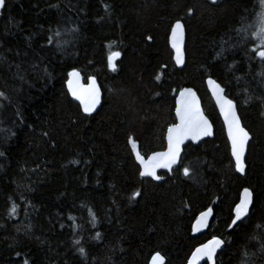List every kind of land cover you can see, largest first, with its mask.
<instances>
[{"label":"trees","instance_id":"16d2710c","mask_svg":"<svg viewBox=\"0 0 264 264\" xmlns=\"http://www.w3.org/2000/svg\"><path fill=\"white\" fill-rule=\"evenodd\" d=\"M260 11L259 0H3L0 264H148L155 254L186 264L213 237L224 242L215 264H264V62L251 51L258 41L236 32ZM177 20L181 71L168 47ZM73 70L97 80L94 115L67 93ZM207 79L235 103L251 137L243 176ZM184 88L197 93L213 137L187 145L158 184L142 180L129 138L143 157L163 151ZM245 188L249 214L229 231ZM208 209V231L194 238Z\"/></svg>","mask_w":264,"mask_h":264},{"label":"snow or ice","instance_id":"6c2138e0","mask_svg":"<svg viewBox=\"0 0 264 264\" xmlns=\"http://www.w3.org/2000/svg\"><path fill=\"white\" fill-rule=\"evenodd\" d=\"M215 2L216 0H211V3L214 4ZM259 4L261 11L256 13L254 23H250L247 26L242 24L240 28L236 29V32L238 34H243V38H247L250 35L252 40L258 41L257 47L253 48L251 51L264 62V0H259ZM2 5L3 0H0V6ZM55 35L57 37V46H59L60 33L57 32ZM182 41L183 26L180 20H177L171 28L170 40L171 46L176 53L175 59L177 64L182 63ZM118 56L119 52H113L108 56L110 68L114 67L112 63L113 58ZM68 75L70 77L68 81L70 93L76 100L80 101L84 112H91L95 105L99 103L100 98L99 89L96 87L95 82L90 80L87 87L79 85L73 87V80L71 78L77 77L78 73L73 71ZM207 83L210 86V90L213 92V96L216 98L220 113L224 119L228 141L231 145V156L235 160L236 171L243 173L244 165L242 158L244 156L245 146L249 140V133L241 126L232 100L226 99L220 94L223 92V89L212 79H209ZM176 118L178 123H174L167 130V151L152 154L148 157L147 163L140 157V154L136 151V144L129 138L132 150L142 166L140 171L141 176H151L153 179H160V177L155 174V169L170 168L171 165L175 164L180 155V145L185 140L190 139L195 142L202 136L212 135L211 125L201 113L199 102L191 89H184L180 92V99L176 101ZM183 171L185 176L189 175V168L187 166L184 167ZM133 195L135 196L136 193ZM251 202V193L245 188L240 194L239 203L235 205L233 210L234 218H232L229 227L237 225L238 221H242L248 216ZM211 211V209H208L206 212H202L199 222L203 223L204 218L210 215ZM221 243L222 241L220 239L213 237L208 243L195 249L188 264H199V261L205 257L209 264H212L214 253ZM79 251L81 254L84 253L83 248L79 249ZM152 264H164V258L160 254H156L152 257Z\"/></svg>","mask_w":264,"mask_h":264},{"label":"water","instance_id":"95a60500","mask_svg":"<svg viewBox=\"0 0 264 264\" xmlns=\"http://www.w3.org/2000/svg\"><path fill=\"white\" fill-rule=\"evenodd\" d=\"M1 10H2V6H0V12H1ZM180 22H181V21H180ZM174 24H175V23H174ZM174 24H173V25H174ZM181 24H182V26H183V41H182V45H181L183 55H182V63H180V64H177L176 59H175L176 53H175V50H174V49L172 48V46H171V42H170V40H171V29H170V31H169V35H168V47H169V49H170V51H171V53H172V60H173L174 66H175V68H176L177 70H179V71H181V70L184 68V64H185V29H184V25H183L182 22H181ZM173 25H172V26H173ZM171 28H172V27H171ZM118 58H119V56H118V57H114L112 63L114 64V62H115ZM73 71H75V70H73ZM73 71H71V72H73ZM75 72L78 73V76H77V77H72V78H71V79L73 80V87H77L78 85H79V86H83V87H87V86H88V83H89L90 80L94 81V82H95V85H96V87L99 89V93H100L99 103H97V104L95 105V107L93 108V110H92L91 112H89V113L84 112L83 107H82V105L80 104V101H79V100H76V99L72 96V94L70 93V91H69V84H68V81H69V79H70L69 76H68V80H67V83H66V90H67V93H68L70 99H71L75 104H77V105L79 106V108H80V110H81V112H82L83 115H85V116H91V115H94V114H96V113L98 112V110L100 109V107H101V102H102V93H101V90H100V88H99V86H98L97 80H96L94 77H90L89 79H87V80L85 81L84 78H83V76H82L78 71H75ZM208 80H209V79H207V80L205 81L206 90H207V92H208V94H209V96H210V98H211V100H212V102H213V104H214L216 110H217V113H218V115H219V117H220V120H221L222 125H223V128H224V132H225V135H226V139H227V141H228V135H227L226 127H225V125H224V119H223V117H222V115H221V113H220V108H219L218 105H217L216 98L213 96V92L210 90V86H209V84L207 83ZM213 81H214V80H213ZM216 84H218V83H216ZM218 85H219V84H218ZM219 86H220V85H219ZM220 88L223 89L221 86H220ZM184 89H191L192 92L195 93L196 99H197V101L199 102V107H200L201 113L203 114V116L205 117V119L208 120V118L205 116V114H204V112H203L202 105H201V101H200V99H199L197 93H196L192 88H184ZM184 89H181V90L177 93L176 98H175V104H174V119H175V123H178L177 118H176V101H177L178 99H180V92H181L182 90H184ZM220 94L223 95L224 98L229 99V98L225 95V91H224V89H223V92L220 93ZM232 102H233V101H232ZM233 104H234V106H235L236 115H237V117H238V119H239V121H240V124H241V126H242L241 120H240V118H239V115H238V112H237V109H236V105H235L234 102H233ZM208 122H209V124L211 125V128H212V135H210V136H202V137H200L198 140H196L195 142L192 141V140H190V139H189V140H185V141L180 145V155H179V157L177 158V162H176L175 164L171 165L170 168H156V169H155V174H156L158 177H159V174H171L172 171H173L174 169L178 168V166H179V164H180V160H181L182 154H183V149H184L187 145H191V146H193V147H197V146L200 145L202 142H204V141H206V140H209V139H211V138L213 137L214 129H213V126H212L211 122H210L209 120H208ZM242 127H243V126H242ZM167 130H168V129H167ZM245 131H246V130H245ZM250 141H251V137H250V135H249V140H248V142H247V144H246V146H245V152H244V156H243V158H242V160H243V165H244V172H243V173H240V172H237V171H236L235 160H234V159L232 158V156H231V159H232L233 164H234V167H235V172H236V174L239 175V176H243V175L245 174V159H246V156H247V152H248V147H249ZM228 144H229L230 155H231V145H230L229 141H228ZM167 146H168V142H167V131H166V133H165V149H164L163 151H160V152H165V151H167ZM136 151L139 153V150H138L137 148H136ZM155 153H159V152H155ZM139 154H140V153H139ZM152 154H154V153H152ZM152 154H150L149 156H151ZM132 156H133V159H134L135 165H136L137 168L139 169V176H140V178H141L142 180H150L151 182H153V183H155V184H158V183L160 182V179H153L151 176H141V175H140V171H141V167H142V166H141V164L139 163V161L137 160L136 154H135L134 152L132 153ZM149 156H147V157H143V156L140 154V157L145 161V163L148 162V157H149ZM242 192H243V191H242ZM242 192H241V193H242ZM249 192H250V191H249ZM250 193H251V192H250ZM251 201H252V194H251ZM238 203H239V202H238ZM251 204H252V202H251ZM251 204H250V206H249V210H250ZM206 211H207V210H206ZM206 211H204V212H206ZM200 217H201V213L197 216L195 222H194L193 225H192V235H193L194 238L202 237V236H204V235L207 233L208 228H209V226H210V224H211V222H212V219H213V213H212V211H211V214L204 218V222H203V223H200V222H199ZM233 218H234V211H233ZM246 218H247V217H246ZM246 218H244L242 221H238V222H237V225L240 224L241 222H243ZM237 225H232L231 227H229V231H231V230H232L234 227H236ZM212 239H213V238H212ZM212 239H209L208 241H206V242L203 243V244L208 243V242H209L210 240H212ZM218 239H219V238H218ZM220 240H221V239H220ZM221 241H222V240H221ZM203 244H201V245H203ZM201 245H199L198 247H200ZM198 247H196V248H198ZM196 248H195V249H196ZM195 249L193 250V252L195 251ZM223 249H224V242L222 241L221 245L216 249V251H215V253H214L212 264H215V263H216V260H217L219 254L222 252ZM193 252H192V253H193ZM192 253H191V255L189 256V258H188L186 264H188L189 260L191 259V257H192ZM155 255H156V254H155ZM148 264H152V258L150 259V261H149ZM164 264H165V260H164ZM199 264H209V262H208L207 258L205 257V258H202V259L199 261Z\"/></svg>","mask_w":264,"mask_h":264}]
</instances>
